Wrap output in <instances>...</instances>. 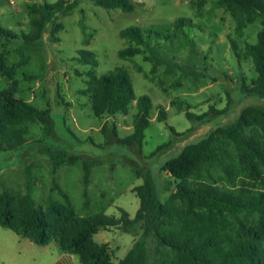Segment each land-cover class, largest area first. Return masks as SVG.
<instances>
[{"label":"rangeland","instance_id":"obj_1","mask_svg":"<svg viewBox=\"0 0 264 264\" xmlns=\"http://www.w3.org/2000/svg\"><path fill=\"white\" fill-rule=\"evenodd\" d=\"M58 1L0 0V26L18 36L0 37V63L3 59L6 71L13 73L0 70V93L14 87L19 98L36 108H50L54 121L52 135L47 134L46 125L31 122L25 126V146L0 152V196L5 191L16 198L26 195L29 181L41 210L52 200L60 207L69 202L78 218L98 213L118 217L125 210L134 219L140 208L134 190L143 184L137 170L150 172L159 199L166 203L176 191L175 179L163 170L167 161L218 128L233 124L244 109L264 108V98L243 93L244 86L251 87L259 78L247 48L256 45L264 33L263 18L249 23L248 13L221 8L220 0H133L137 3L134 13L77 0L79 6L72 14L46 23L40 40L25 39L36 30L34 20L46 19L45 4ZM178 19L190 20L183 31L173 27ZM241 23L246 24L242 34L238 32ZM130 27L153 29L160 37L147 38L138 55L122 59L121 50L137 47L120 36ZM82 50L95 55L97 66L82 61ZM115 69L130 74L137 97L147 95L153 102L151 126L145 131L141 150L119 141L134 132L136 102L128 115L98 117L92 107L90 73L99 77ZM225 109V114L215 113ZM160 111L166 113L165 122L158 120ZM187 113L202 119L190 121ZM247 134L264 149V131L250 127ZM167 143L168 149L151 156ZM49 150L78 158L55 173ZM219 158L224 165L238 166L239 152L226 142ZM85 163L91 164L88 184ZM209 170L217 184L225 183L222 165ZM260 170L257 190L264 192V164ZM204 176L210 177L207 170ZM61 235L48 246H40L0 227V264H82L79 256L64 251ZM140 240L147 247V264H161L157 240L142 232L135 236L117 229L102 231L94 237V244L108 243L112 263L119 264Z\"/></svg>","mask_w":264,"mask_h":264},{"label":"trees","instance_id":"obj_2","mask_svg":"<svg viewBox=\"0 0 264 264\" xmlns=\"http://www.w3.org/2000/svg\"><path fill=\"white\" fill-rule=\"evenodd\" d=\"M93 1L106 10L120 9L125 13H134L137 9L133 0ZM78 6L77 0L46 3V19L34 20L37 31L25 36V39L40 40L47 22H55L60 15L72 14ZM218 6L231 12L248 13L249 23L258 17L264 20V0H220ZM187 22L190 20L178 19L173 27L183 31ZM245 27V23L239 24L238 32L242 34ZM153 35L160 37V33L153 29H124L120 36L135 42L137 47L121 50L119 57H135L140 53L139 47L144 46L146 39ZM2 36L18 37L0 26ZM232 47L239 57L234 41ZM247 52L253 58L259 78L251 87L244 86L243 93L264 98V33L260 34L256 45L248 46ZM80 54L85 64L97 66L92 52L82 50ZM3 61L0 70L12 76L13 73L6 71ZM90 76L93 82L88 92L96 116L128 115L136 102L138 113L134 132L119 141L141 150L145 131L151 126V98L147 95L137 97L132 78L124 69H115L99 77L91 72ZM226 112L227 109L215 113ZM187 118L190 121L202 119L191 113H187ZM158 120H167L164 111L159 112ZM35 121L47 126L48 135L54 133L50 108H36L19 98L14 87L1 92L0 152H13L25 146L28 141L25 126ZM250 127H259L264 131V108L251 106L244 109L233 124L218 128L207 139L187 146L178 156L167 161L163 170L175 179L176 191L166 203L159 199L150 172L137 170L143 184L134 190L140 199V208L134 219L125 210H121L118 217L98 213L78 218L69 202L67 206L60 207L52 200L46 210H41L35 204L28 181L26 195L16 198L5 191L0 196V227L40 246H48L61 232L60 245L67 253L79 256L82 264H113L110 245L94 244L98 233L113 229L135 236L141 232L145 237L153 236L157 240L158 251L162 252L161 264H264V192L257 190L261 181L260 166L264 164V149L247 134ZM170 129L176 133L174 128ZM103 130L107 132L106 126ZM113 134L117 135L115 130ZM226 142L233 143L238 150V166L224 165L219 160V152ZM169 147L170 143L159 146L151 156ZM49 153L55 173L61 165L73 164L78 158L55 150H49ZM216 163L222 165L225 172L223 185L213 180L209 170ZM90 168L91 164L85 163L86 184L89 183ZM205 170L210 177L204 176ZM148 258L146 244L140 240L119 264H147Z\"/></svg>","mask_w":264,"mask_h":264}]
</instances>
